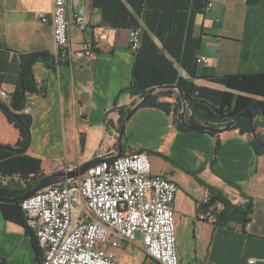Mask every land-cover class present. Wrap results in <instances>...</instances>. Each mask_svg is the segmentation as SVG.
<instances>
[{
	"label": "crops",
	"instance_id": "0c3cea01",
	"mask_svg": "<svg viewBox=\"0 0 264 264\" xmlns=\"http://www.w3.org/2000/svg\"><path fill=\"white\" fill-rule=\"evenodd\" d=\"M208 1L209 10L194 16L193 34L200 37L196 57L207 59L197 62V75L263 73L264 0ZM51 8L52 0H0V93L7 94L6 104L17 84L20 64L32 53L54 52L51 25L39 19V14L49 17ZM77 12L84 13L87 27L81 31L71 23L70 44L80 48L88 42L92 54L72 66L60 63L58 71L35 60L32 78L42 92L25 95L24 109L31 117L26 152L41 159L45 175L116 153L119 109L139 100L127 91L134 59L128 49V28L104 22L92 0H67L68 18L72 20ZM179 72L185 76L183 70ZM192 81L225 89L204 78ZM161 100L173 102L174 97ZM263 119L258 115L255 122ZM173 120L172 113L155 107L135 109L125 124L123 152H147L151 174L178 185L174 200L178 263L264 264V153L257 154L248 136L237 129L216 137L205 131L179 130ZM256 131L264 135L263 127ZM21 137L20 127L0 110V144L14 145ZM205 192L231 205H250L249 227L238 219L215 224L202 218ZM29 231L31 235L23 225L5 219L0 210V264L38 263L34 232L30 227ZM132 249L141 261H115L119 253L126 255ZM114 252L112 264L146 261L139 232L133 243H122Z\"/></svg>",
	"mask_w": 264,
	"mask_h": 264
},
{
	"label": "trees",
	"instance_id": "16d2710c",
	"mask_svg": "<svg viewBox=\"0 0 264 264\" xmlns=\"http://www.w3.org/2000/svg\"><path fill=\"white\" fill-rule=\"evenodd\" d=\"M246 1L254 3L258 0ZM206 3L207 0H92L93 6L101 11L104 22L110 26L128 29L141 27L140 47L132 53L134 59L131 81L127 89L131 95L141 98L153 87L176 85L185 98L187 122L193 125L222 126L254 103L262 104L264 108V72L210 77L197 75L196 54L200 37L193 34L194 16L203 13ZM39 59L56 71L58 64L52 54L46 51L32 53L29 59L19 66L18 81L10 94L9 102L6 104L0 100V110L18 125L22 132V137L14 145L0 144L8 147V149L0 147V176L5 177L6 180L3 184L0 177L1 197L19 195L47 176L42 171L40 158L29 155L27 149L23 152L17 151L30 143L31 117L22 111L27 92H42V88L33 81L31 72L32 63ZM179 69L185 72V76L180 74ZM194 78H204L225 89L198 86L192 81ZM172 97H174L173 102L161 100ZM180 106L179 94L173 89L159 90L139 105V107H155L167 114L172 113L173 123L177 129L191 130L179 120ZM129 111V108L119 109V122ZM254 126L256 130L259 127L264 128V119L254 122ZM231 129L246 134L257 154L264 153V147L252 138L247 119L240 118ZM205 132L218 137L216 132ZM257 134L264 143V135L258 132ZM218 147L217 138L215 151ZM215 200L223 204V208L216 214L215 224L226 223L232 219L248 221L246 215L251 212L250 205H231L219 196L213 195L210 202ZM0 210L5 219L23 225L31 235L26 216L20 208V201H0ZM32 242L38 262L41 253L34 236Z\"/></svg>",
	"mask_w": 264,
	"mask_h": 264
},
{
	"label": "built area",
	"instance_id": "2783aa9c",
	"mask_svg": "<svg viewBox=\"0 0 264 264\" xmlns=\"http://www.w3.org/2000/svg\"><path fill=\"white\" fill-rule=\"evenodd\" d=\"M210 6L208 1L203 12ZM39 19L52 28L56 71L60 63L72 66L92 54L88 42L80 48L70 44L71 23L82 31L87 21L83 12L68 18L67 0H52L49 17L39 14ZM140 42L141 27L129 28V51L136 52ZM206 61L204 56L196 57V62ZM6 98L1 91L0 100L5 102ZM22 112L27 114L28 110ZM177 191L176 182L151 174L147 152L135 150L37 191L20 201V208L41 253L37 264H112L114 250L122 243H133L137 232L146 257L144 264H179L174 224ZM204 198L206 208L201 217L215 221L223 204L210 202L209 192ZM251 221L248 219L247 227Z\"/></svg>",
	"mask_w": 264,
	"mask_h": 264
},
{
	"label": "water",
	"instance_id": "95a60500",
	"mask_svg": "<svg viewBox=\"0 0 264 264\" xmlns=\"http://www.w3.org/2000/svg\"><path fill=\"white\" fill-rule=\"evenodd\" d=\"M164 89H173L176 90V92L179 94L181 106L178 112L179 120L181 123L191 129V130H199V131H213L216 133H222L224 131H227L232 128V126L235 124L237 120L240 118H245L250 123L251 128V136L252 138L262 147H264V143L260 140L257 131L254 126L255 118L258 115H264V108L262 104L254 103L249 108H247L245 111L234 117L230 122H228L225 125L222 126H215V125H208V124H201V125H193L186 121L185 119V109H186V102L185 98L183 96L182 91L176 86V85H162V86H156L150 89L144 96L139 98V100L134 103L131 107H128L130 111L124 116L123 120L120 123V128L118 132V149L116 153L112 154L108 157H102V158H96L92 159L88 162H85L79 166L70 168L68 170H61L57 172H53L47 176H45L43 179L39 180L37 184L34 187H31L24 191L23 193L16 195L14 197H1V202H16V201H22L30 196H32L34 193H36L39 190H42L50 185H54L60 182H63L66 179L76 177L80 174H82L86 169H88L90 166L98 163H104L106 161L121 157L124 155L123 152V135H124V129L126 121L129 119L131 113L137 109L140 105V103L145 100L146 98L150 97L153 93L164 90ZM0 108H1V102H0ZM29 145V144H28ZM28 145H26L24 148L17 150L18 152H23L27 149ZM1 148L8 149L5 145H0ZM3 180H5V177L0 176Z\"/></svg>",
	"mask_w": 264,
	"mask_h": 264
},
{
	"label": "rangeland",
	"instance_id": "374dc122",
	"mask_svg": "<svg viewBox=\"0 0 264 264\" xmlns=\"http://www.w3.org/2000/svg\"><path fill=\"white\" fill-rule=\"evenodd\" d=\"M175 93L176 90H174ZM85 153H87V150H85ZM180 237H183V234H180ZM180 252V250H179ZM139 253H137V251L135 249H132L130 252L128 251V253L126 255L124 254H118L116 257L115 261H141V259H139Z\"/></svg>",
	"mask_w": 264,
	"mask_h": 264
}]
</instances>
